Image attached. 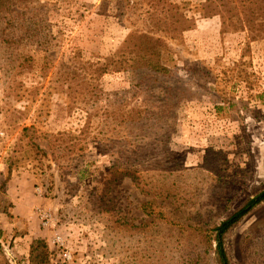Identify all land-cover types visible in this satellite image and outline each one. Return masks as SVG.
<instances>
[{
  "label": "rangeland",
  "instance_id": "obj_1",
  "mask_svg": "<svg viewBox=\"0 0 264 264\" xmlns=\"http://www.w3.org/2000/svg\"><path fill=\"white\" fill-rule=\"evenodd\" d=\"M14 1L0 264H29L37 243L45 264H222L211 228L264 189V0ZM145 35L168 77L109 67L142 65ZM222 238L227 264H264V201Z\"/></svg>",
  "mask_w": 264,
  "mask_h": 264
},
{
  "label": "trees",
  "instance_id": "obj_2",
  "mask_svg": "<svg viewBox=\"0 0 264 264\" xmlns=\"http://www.w3.org/2000/svg\"><path fill=\"white\" fill-rule=\"evenodd\" d=\"M15 2L14 0H0V41H4L12 44L10 42V38L13 39L15 37L16 28L23 22L21 20L18 22L19 17H23L25 20V10L21 11L18 7L20 5L26 4L25 2ZM250 4L242 1V4L239 7L244 8L249 7ZM13 8L11 9V7ZM262 21L260 22V26L264 30V1L262 3ZM252 8V7H251ZM28 9V8H27ZM239 21L240 28L244 29L247 27H253L254 19L252 17H237L236 22ZM259 26V27H260ZM138 54L140 63L142 65L138 66L139 62H136L133 57L125 56L124 54H116L112 56V59L109 63V67H114L115 69H119V65L123 62L125 64L132 66V70L134 74H137V71L143 69L147 75L152 76L153 78H158L159 76L168 77L170 75L171 70L168 69L164 64H162L161 59V43L159 38H153L152 36L145 35L143 37V42L141 44H137ZM132 49H130L131 51ZM108 65V64H105ZM106 67V66H105ZM104 70V69H103ZM216 109L218 106H214ZM177 199V198H175ZM264 201V189L259 191L252 197H249L241 206L235 209L229 216L225 219L221 220L218 225H215L211 228L210 231H215V241H216V252L218 256H220L222 264H227V260L225 258V251L223 250V234L228 231L233 225H235L240 218L245 215L250 209H252L256 204ZM163 202V200L161 201ZM163 204V209L166 208ZM172 208L170 211L182 213L186 210L184 206H186L185 202H179V200H175V202H170ZM159 214L161 213L158 211ZM198 212V214H197ZM197 216L200 214L199 211L195 212ZM157 218V217H155ZM30 263L29 264H45L48 261V250H46L45 243H37L31 246L30 250Z\"/></svg>",
  "mask_w": 264,
  "mask_h": 264
}]
</instances>
